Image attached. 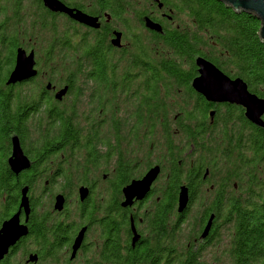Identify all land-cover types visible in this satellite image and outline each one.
Returning a JSON list of instances; mask_svg holds the SVG:
<instances>
[{
    "label": "trees",
    "instance_id": "obj_1",
    "mask_svg": "<svg viewBox=\"0 0 264 264\" xmlns=\"http://www.w3.org/2000/svg\"><path fill=\"white\" fill-rule=\"evenodd\" d=\"M30 1L37 11L30 26L27 24L25 0H15L11 11L0 10V226L17 208L20 210L24 186H33L41 163L59 164L61 160L71 158L68 166L78 172L73 173L74 176L69 169L61 166L62 163L58 165L64 179L69 182L64 187L67 189L75 179H78V184L89 181V170L82 172L81 164L97 166L101 160L110 162L116 157L115 170L110 171L107 190L112 198L108 211L115 214L101 224L105 232V241L101 244L102 264H203L205 252L212 243L220 242L222 229L229 233L230 248L227 253L231 257L230 264H264V127L249 121L243 108L227 104L219 107L215 115L216 124L211 129L207 120L213 104L192 86L198 75L196 59L205 57L228 76L242 78L250 91L264 98V41L259 36L261 21L251 13L235 12L219 0H177V4L170 0L175 13L189 16L198 32L183 28L167 32L165 44L170 47L171 53L158 58L145 43V40L154 41V38L150 35L149 39V35L142 32H138L131 46L122 53L113 51L109 39L111 33L107 29L102 34L94 31V41L86 37L82 44L74 42L72 45L70 38L62 36L64 28L57 31L58 20L43 7V0ZM130 2L96 0L91 12L108 11L114 19L122 20L128 29L137 28L143 25L141 12L136 10L135 25L133 19L124 16L126 5ZM8 17L10 22L14 19L13 24L9 23ZM29 27L50 28L57 31L56 35L60 33L48 43L44 52L47 67L53 70L49 60L53 59L61 44L65 57H57L58 66L69 69L68 62L74 61L79 63L80 69L95 67V75L82 73V70L80 74L86 78L93 76L102 90L106 87L103 92L110 89L116 94L130 90V85L137 82V74L132 69H140L143 75L142 97L135 103L128 100L124 106L131 119L128 117L125 122L124 118H119L122 106H116L114 101L110 108L112 120L99 124H92L87 118L83 122L81 117H77L76 107H56L51 99H46L44 106L39 104L42 87L48 81L62 83L63 80L56 81L59 76L53 79L47 68L45 70L51 77H47V81H33L31 93L25 88L27 81L8 84L16 63L17 49H36L34 45H28L30 41H24ZM203 45L211 47L212 53H206L201 48ZM77 54L79 61L76 60ZM65 58L67 63L64 64ZM124 67L129 69L128 72L120 71ZM67 77L66 83L75 84V73H68ZM177 87L184 89L188 98L194 100V105L190 109L187 101L185 106L177 103L182 111L171 116L174 100L177 102L172 90ZM33 128L40 135L37 139H33ZM156 134L153 147L158 150L160 161L168 159L172 165L170 169L166 167L163 170L169 178L164 184H159L158 191L153 187V191L148 192V198L135 209V215H116L134 210L122 207L124 188L134 181L132 179L139 178L149 167L150 170L155 166L148 163L145 171L143 167L140 170L135 161L129 162L125 158V152L132 148L131 145H117L113 149L109 138L120 142L125 137L131 141V138L143 136L145 142ZM12 135L20 137L25 153L35 160L31 170L33 177L28 169L17 175L10 168L8 159ZM178 135L181 138L176 144L175 137ZM164 138L168 141V148L158 149ZM101 146L105 148L103 152ZM189 150L198 155L195 159L187 156L184 160L183 156ZM206 164L212 167L211 179H204ZM234 180L238 184L236 189V184L232 183ZM183 186L189 192L187 213H191L195 208L193 203H199L205 195L203 187L209 191V198L202 203L200 217L193 226V236L182 245L179 229L187 223V215H181L178 209V196ZM211 216L209 234L202 238ZM132 225L142 233L135 246ZM37 240L43 241L42 236H37ZM47 242H51L50 238ZM89 252L91 250H81L78 259ZM92 262L95 264V258ZM0 264L14 263L7 259Z\"/></svg>",
    "mask_w": 264,
    "mask_h": 264
},
{
    "label": "flooded vegetation",
    "instance_id": "obj_2",
    "mask_svg": "<svg viewBox=\"0 0 264 264\" xmlns=\"http://www.w3.org/2000/svg\"><path fill=\"white\" fill-rule=\"evenodd\" d=\"M59 1H61L64 5H66L70 9L81 10L91 16L98 17L99 22L101 24L99 28H92L85 24L79 23L78 21L71 18V16L67 13L51 11L45 6L44 0H43V7L47 11L52 13V15H54L53 17H55L58 20V24L59 22L60 24H62L64 28L62 31V36L66 35L67 38H70V41L71 42L73 41L72 45L74 42H76V44H79V43L82 44L84 38L86 39V37H88L87 38L88 40L90 39L91 41H94L95 34H96V32L94 31H99L100 34H102L105 31V29H107V30H110V33H111L109 37L111 43H112V40L116 37V33L122 34L121 44H120L121 46L117 47L112 44L113 51L116 50L117 52L122 53V51L124 52V49H127L129 45L131 46V43L133 42V40L137 38L138 36L137 35L138 33L137 34L131 33V29H128L123 24L122 20L114 19L111 16V14H109L108 11H104L102 13L98 12V14L92 13L91 11H93L96 6L95 5L96 0H59ZM130 1L132 2L134 0H130ZM25 2L27 4L26 5L27 6V14H26L27 24L30 26L32 25V19L36 18V16H34L35 13H32L29 9V6H31V1L25 0ZM142 2L140 3L139 9L138 8L135 9L141 12L142 14L141 16L143 18V25H138L137 27V28H140L141 31L144 32L145 30L155 40L160 39L165 42L164 37H166L167 32L169 31L172 32L175 29L181 28L180 25H175L176 24L175 11H174V7L169 4L170 0H146L144 4L145 6L142 5ZM127 5H126V9H127ZM14 7H15V0H0V10L6 9L8 11H11ZM134 14H135L134 17H136V11L134 12ZM146 18H150L155 23L160 24L162 28L161 32H157L155 30L148 28L145 22ZM7 20L9 21V23H12V24L14 23V19H12L10 22V17H8ZM80 28L86 32H82V31L79 32ZM61 49L62 48L60 44L58 45V50H57L58 58L65 57ZM63 49H66V48H63ZM34 50H35V57H36V69L38 73L35 77L26 80L28 83L25 88L27 89L28 93L30 92V88H32L34 85L33 81H37L38 79L47 81L46 79L48 77L47 71H45L43 67L39 66V55H38L39 53L36 52V49ZM66 60L67 59L65 58L64 64L67 63ZM76 60L79 61L78 54H77ZM127 60H128V57H127ZM68 66L70 67L69 69L61 68V70L64 73V77L62 78V74H60L58 75L59 78H57L56 80V81H61L63 79L62 83L48 81L47 84H45V86L42 87L43 90H40V95L38 99L39 104L44 106L46 105L45 103L47 101L46 99H51L52 104H54L56 107H59V106L78 107L80 103L82 102V99H81L82 96H84L85 93L88 92L91 94L88 104L89 106L90 105L92 106V103L94 104L93 110L90 112V115L87 116V119H89L88 121L92 122V124H99L103 121L108 122L112 120L113 115H112V110H110V108H111V104L113 101L116 103L115 104L116 106H122L121 107L122 114L120 115L119 118L120 119L124 118V120H126L125 122H127L128 117L129 119H131L130 116L127 115L124 106L127 105L128 100H131L130 103L132 102L135 103V101L137 102L142 97V91H143L142 76L143 75L140 69L138 68L132 69V72L137 74V78H136L137 82L136 84L130 85L131 86L130 90L118 91V93L113 94L112 90L110 89L109 91L103 92V90L106 87H104L102 90L101 86H99L96 80H94L93 76L92 77L89 76L90 78L81 76L80 70H82V73H87V74L90 73L92 75H95L94 74L96 72L95 67L88 66V67H84L80 69L79 63L74 62V61L68 62ZM68 70H70L68 72L70 74L75 73L76 75L75 84L70 85L69 83H66L67 78H68L67 77ZM111 70L112 69H110V71ZM128 70L129 69H127L126 67L120 68V71L122 72H128ZM197 73L199 75L198 67H197ZM124 80H127V78H124ZM65 88L67 89L66 93L63 95L61 99H57L56 96L58 95V93ZM205 99L208 102L213 104L211 106L213 108H210L209 110L208 120H207L209 127H211L212 129L214 128L213 126L216 124L215 115L218 112L219 107L225 106L227 104L230 105V103L211 102L206 97ZM237 106L243 108L240 105H237ZM243 111L245 114L244 108H243ZM212 112H214V114H212ZM77 117H79L80 119L79 114ZM175 118H177V116ZM33 129L34 130L31 131L33 139L39 138L38 136L40 135L38 134L34 136V132H37V131H35V128ZM123 133L124 135H127L126 131H124ZM13 136H18V135H12V137ZM135 140H136L135 151L130 149L128 152H125V158L129 162L135 161V164L139 166L140 160H143V157H144V154H141V150H140V147H143L144 145L143 136H138L136 139L131 138V141L130 140L127 141V138L125 137L120 142L119 141L116 142L115 139L113 141L111 138H109V141H111V144L109 145H112L113 149H115L117 145L125 147L126 144H130L132 146ZM182 142H184L183 138H182ZM167 144H168V141L166 138H164V140L160 142L158 149L168 148ZM207 145H209V142H207ZM106 147L109 148L108 145H106ZM22 148L25 153V149L23 145H22ZM103 149L105 148L101 146L100 150L102 152H103ZM186 154H188V152ZM11 155H12V147H11V152L9 156ZM25 155L31 161L30 167L27 168L28 170L27 169L25 170L29 171L30 172L29 175L32 176L33 172H31V170L33 168V164L35 160L31 158L30 154L28 155L27 153H25ZM142 155L143 157H141ZM158 160L159 158L157 155L154 163H151L152 166H159L161 170L158 177L151 185L152 191H153V187L156 189V191H158L160 189L159 184H164L167 181L169 176H167V173L163 172V170L166 167L168 169L172 167L168 159H166L165 161L164 159L161 161L160 160L158 161ZM68 161H72V159L69 158L68 160L67 159L63 161L61 160V163H62L61 166L69 169L70 174L74 176L73 173H78V172L76 171V169L71 167V165L68 166ZM116 162L117 161H115L113 170H115ZM205 162L209 165L210 163L212 164V162L210 161H205ZM59 164H56L54 162H52L51 164L41 163L40 165H38V168H37L39 170H37V173H35L37 178L36 180H33L32 182L33 186L29 184L24 186L25 188L26 187L28 188L27 194L29 198L30 211L28 214H26V212L22 210L20 214V221H21V224L26 226L27 233L25 236H22L15 245L10 247L8 253L4 256V258L0 261V263L3 260L7 261V259H9V261L13 262L14 264H53V263L54 264H76V262H78V256L81 250H92L93 248L96 247L97 240H95L94 238L95 235L100 236L101 241H105V232L101 224L106 223V221L110 219L111 215L115 214L111 210L108 211L111 205V200H112L111 196H109L107 192L108 185H109V177L111 176L110 174L111 170L108 169V172L103 173L104 170L102 169V168H105L107 164H109V161H107V159L101 160V163L97 164L98 168L95 165H91V163L81 164L80 168H82V172H84L86 169L89 170V181L87 183L84 182V183L78 184V179H75L73 180V185L71 186V183H70L67 189H65L64 187L69 182L64 179L62 172H60L61 167L58 166ZM149 168L146 170V173L148 172ZM47 170H50L51 172L48 173ZM39 174L40 176H37ZM143 175H141L139 178H134L132 180H139L143 178ZM212 177H213L212 167L208 166L205 168L204 179H211ZM101 183H103L104 189L103 191H98L99 185ZM81 189H85L86 191H84V193L82 194ZM151 190L149 192H151ZM149 194L150 193H148L142 199H135L134 203L130 206H124L123 204L126 201V197H125V194L123 193L122 207L124 209H127L130 207L134 210L130 213L122 212L116 215H135L136 214L135 209H137L143 203L144 199L148 198ZM60 196L62 197V207L59 209L56 207V204H57V199ZM158 199L160 198L158 197ZM178 201H179V196H178ZM17 209L18 210L12 213L11 217L19 211V208ZM186 209L180 212L181 215H184V216L187 215V212H185ZM47 210H49L48 213H47ZM132 224H133V220H132ZM133 225H132V228H133ZM66 232H68L69 234H67ZM81 232H83V240H82L80 247L77 249L75 256H73L74 244ZM136 232L137 234H139L141 238L142 233H139V231H136ZM37 236H42L43 241L37 240ZM47 238H50L51 242H47ZM133 246H135V244H133ZM14 259H17L18 263L17 261L15 262Z\"/></svg>",
    "mask_w": 264,
    "mask_h": 264
},
{
    "label": "water",
    "instance_id": "obj_3",
    "mask_svg": "<svg viewBox=\"0 0 264 264\" xmlns=\"http://www.w3.org/2000/svg\"><path fill=\"white\" fill-rule=\"evenodd\" d=\"M225 3L229 8L235 12H247L255 15L261 21V28L259 31L260 38L264 41V0H219ZM45 6L54 12L67 13L74 20L85 24L92 28H99V18L91 16L81 10H73L68 8L59 0H44ZM148 28L161 32L160 24L155 23L150 18L145 19ZM121 33H116V37L112 40L114 46L120 47ZM199 75L194 78L192 82L193 88L211 102H225L230 104L240 105L245 109V116L249 121L257 126L264 127V98L259 97L256 93L249 90L247 83L240 77L232 78L218 68L213 62L205 57H198L196 59ZM35 51H27L25 48L17 49L16 63L8 79V84H16L17 82L26 81L37 75ZM66 88L61 90L56 96L61 99L66 93ZM214 114V112H212ZM12 155L8 159L10 168L16 174L27 169L31 165V161L25 155L18 136H13L12 139ZM160 172L159 166L151 168L143 178L134 180L131 184L124 188L126 201L124 206H130L135 199L144 198L151 190L152 183L158 177ZM85 189H81L83 194ZM28 188L22 191V199L20 210L11 218L5 220L0 228V260L8 253L11 246L15 245L17 241L25 236L27 228L21 224L20 214L24 210L26 214L29 213V198L27 196ZM189 202V192L187 187L183 186L179 194L178 209L180 212L187 208ZM57 208L62 207V197L57 199ZM211 216L203 233L202 238H206L212 226ZM135 234L133 244H135L140 236L137 234L133 226ZM83 240V232L80 233L74 244L73 256H75L77 249L80 247Z\"/></svg>",
    "mask_w": 264,
    "mask_h": 264
},
{
    "label": "rangeland",
    "instance_id": "obj_4",
    "mask_svg": "<svg viewBox=\"0 0 264 264\" xmlns=\"http://www.w3.org/2000/svg\"><path fill=\"white\" fill-rule=\"evenodd\" d=\"M145 1L146 0H134L127 5V9H126L127 11L125 12L124 16L128 17L130 19H133V21H132L133 25L137 24V21L135 20L136 17H134V15H135L134 12L136 11L135 9L136 8L139 9L141 2H142V5L145 6L144 5ZM176 1L177 0H174L175 4H177ZM29 9L32 13H35L37 15V11L35 9H33L32 4H31V6H29ZM175 22H176L175 25H180L181 28H183V29H186V30L189 29V31L193 32V33L198 32V30L195 27L192 19L184 13L180 14V15H177L175 13ZM58 25L59 26L57 27V31L59 32V31H61V29H63V26H62V24H60V22ZM80 30L82 32H86V31H83L81 28H80ZM57 31H53L50 28L49 29H45V28L44 29L43 28L34 29L32 27H29V34H27V38L24 40V41H28V42L30 41L29 42L30 44H28V45H34V48L37 49V53H39V59H40L39 66L43 67L44 69L47 68L48 73L53 77V79H55V77H57L60 74H62V77H64L63 71L61 70L60 66H58L57 51H56V55H54L53 59L49 60L51 65H52L51 68L53 70L50 69V66H48V67L46 66L44 52L46 51L47 46H49L48 43L50 41H52L53 38L58 37V35H60V33L58 35H56ZM138 32H142V33H144V35H145V33H147L145 30H144V32L141 31L140 28L134 27L131 29V33L137 34ZM146 35H149V39H150V34L147 33ZM201 35H203V34H201ZM145 43H147L149 50L152 53H155V55H157L158 58H161L163 56H167V55H169L168 53H171L170 47H168L163 40H160V39L155 40L154 39V41H153L150 39V40H145ZM147 45H145V46H147ZM30 47L31 46H28V48H30ZM129 47H130V45H129ZM201 48L208 54H211L212 50H213L211 47L206 46V45L201 46ZM50 75H48V78L51 77ZM81 82H83V81H81ZM172 94L174 96H176L175 98H176L177 102H175V100H174V103H173L174 104L173 105L174 112L171 116L176 115L178 112L182 111L176 105L177 103L179 105L185 106L186 105L185 101H187L191 106V107H189L190 109L194 105V100L188 98V94L184 91L183 88L177 87V88L173 89ZM90 97H91V94L86 92L85 95L82 96V98H81L82 102L80 103V105L78 107H76V109H77V111L81 117V120L83 122L87 121V119H86L87 116L90 114V112L94 108L93 103H92V106L91 105L89 106V104H88ZM168 102H169V98H168ZM158 131H160V130H158ZM37 134H38L37 132H34V136H36ZM156 136H157V134L150 136L149 140L144 142L143 147H140L141 154H144V157H143V155L141 156V157H143V160H140V163H139V169L140 170L142 169L141 167H143V170L145 171L147 169V164L148 163H154V161L156 160L158 150L154 149V147H153V143H155L154 140H155ZM180 138L181 137H179V135L175 137V143L176 144L179 143ZM135 143H136V140L133 142V145L131 146L132 147L131 149L134 151L136 149ZM197 155L198 154H196L195 152L189 150L188 154H184L183 159L185 160V158L187 156H189L190 158L194 157V159H195L197 157ZM115 161H116V157H114V159L111 160L109 162V164L106 165L105 168H102L104 170L103 173L108 172V169L113 170V166L115 164ZM103 183H101L99 185L98 191H103V189H104ZM232 183L236 184V186H235V189H236L238 187L237 180H234ZM203 188H204L205 195L201 198L199 203H197V202L193 203V205L195 206L194 210L191 213H190V211H188L187 217H186L187 223L179 229V233H180L179 240H180V243L182 245L185 243H188L191 236H193V235H191L193 233V229H194L193 226L195 225V223L197 222V220L200 217V213H201L202 206H203L202 203L206 202L207 199L209 198V193H208L209 191L207 190V188H205V187H203ZM94 238H95V240H97L96 241V243H97L96 247L93 248L91 250V252H89L87 255L86 254L81 255L80 258L78 259V262H76V264H93L92 261L94 258H95V264H102L101 263V247H102L101 244H103L104 241H101V238L98 235H95ZM220 239H221L220 242L215 241V243H212V246L209 247V250L205 252L204 257H203V264H230L231 257L227 253V251L230 248V239H229L228 231H226V230L224 231L222 229L221 234H220Z\"/></svg>",
    "mask_w": 264,
    "mask_h": 264
}]
</instances>
